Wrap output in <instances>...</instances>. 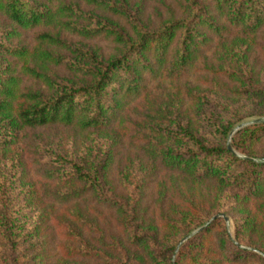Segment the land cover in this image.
Here are the masks:
<instances>
[{
	"label": "trees",
	"instance_id": "obj_1",
	"mask_svg": "<svg viewBox=\"0 0 264 264\" xmlns=\"http://www.w3.org/2000/svg\"><path fill=\"white\" fill-rule=\"evenodd\" d=\"M263 29L264 0H0V264H264L243 247L264 254V162L227 144L238 120L264 114L249 64ZM194 70L213 74L209 85L193 84ZM56 126L68 131L58 141L38 131ZM262 140L258 123L232 145L263 158ZM122 143L120 194L111 169ZM23 153L34 166L25 182ZM157 170L170 195L148 216ZM204 182L214 197H199ZM225 203L239 209L236 240L214 218L174 261Z\"/></svg>",
	"mask_w": 264,
	"mask_h": 264
},
{
	"label": "rangeland",
	"instance_id": "obj_2",
	"mask_svg": "<svg viewBox=\"0 0 264 264\" xmlns=\"http://www.w3.org/2000/svg\"><path fill=\"white\" fill-rule=\"evenodd\" d=\"M169 2H170V0H169ZM153 11H154L153 8L150 7V11L149 12H153ZM166 15H167V12L165 11L164 12V16H166ZM232 37H233V35H232ZM250 43H251V45H250V51H249V64H250V67L252 68V73H253V76L252 77H253V80L256 83H258L261 86H264V55L261 54V46H264V29L261 32H259V35L256 36L253 41H250ZM189 75H190V81L193 84H198V85H200L202 87L204 86V88H205L207 85H209V81L208 80H209V78H211V76L213 74L212 75H209L207 72H204L202 70H199V71L194 70V71L190 72ZM224 81L226 82V85L227 86H231L232 85V83L228 79H226ZM242 114H246V113H244V111H243ZM261 117H264V114L263 115L257 114V115H252V116H244L243 118H241L240 120H238L237 123L233 126V128L229 132V135H228V138H227V144H228V141L230 140V134H231L232 130L236 126H238L239 124H241L243 122H248V121H251V120H253L255 118H261ZM251 125H253V124H251ZM38 131L44 133L47 138H50L49 137V134H54V137L57 139V141L59 139V136H64L66 133H68V131L66 132V130L63 129L62 127H60V126H56L55 128H50L49 127L47 129L38 130ZM72 134L73 133H71V135ZM235 134L232 136L231 142H233V137L235 136ZM30 136L32 138H34V139L36 138V136H33L32 134H30ZM73 140L78 141L80 139H79L78 135H75V136H73ZM67 143L69 145L70 138H67ZM258 147L264 149V140H262L261 143L258 142ZM236 152H238L240 155H245V154H243V153H241V152H239L237 150H236ZM115 153L116 154H115V157H114V160H113V163H112V169H111V176H112L111 186H112V189L116 193H120L121 194L122 192H125V183H124L123 180H121V177H122L121 170H122L123 166L125 165V163L127 162V159L128 158H127L126 155L128 153H130V152H128L126 150V148L124 147V145L122 143V145H120V144L118 145ZM131 155H133V154L131 153ZM259 158H261V157H257V159H259ZM139 159L140 160H144L142 158H139ZM21 161H22V166L20 168V172H17V173H18V176L20 174L23 177L24 176H27V179H23V181L25 182V180H30V177L33 175L31 173V171H32L31 169L34 166L30 163V158H28V154L27 153H23ZM144 162H145V160H144ZM22 168H23V171H22ZM25 172H27V174H25ZM156 174L157 175H155V176L151 177L150 179H148V187L145 188L146 199H145V203L144 204L149 209L148 212H147V215L148 216H150V214L155 209L157 210L158 205L160 204L159 201H160L161 197H166V196L169 197V195H170L169 189H167L163 193L164 195L162 194L163 196H160L159 193L161 191V187H159V189L157 188V186L159 185V184H157V182H158L159 178L161 179V174H160V172L158 170H157ZM177 181H179V180H177ZM186 184L188 185V187L194 188V185H193L194 182H186ZM197 189H198V191L199 190L201 191V193H199L200 194L199 197H201V198H206V197H209V196H210V198H212V195L214 197L215 190H216V188L214 187V184L213 183H210V182H204L202 184L201 183H197ZM226 190H228V191H226ZM225 191L226 192H230V191L231 192H234L235 190L232 188V186H229L228 185L226 187ZM226 198L227 197H226V195L224 193V195H223V201H225ZM228 200H226V201H228ZM242 200L246 201V203L248 205L254 206V203H255L254 200H251L250 201L249 199H247V197H243V196H242ZM162 205L166 209V207H168L167 205H169V203L166 201V203L163 202ZM230 207H234V209H230ZM95 209L97 210V212L92 213V215H93L94 218H97V219L100 220V221L98 220L99 221L98 223H100L101 225H103V224H105V222H111V219H110V212H111V210H108L106 208H102V207H99V206H96ZM54 210L56 212H58L59 211V207L55 208ZM83 210L86 211L87 210V207H84ZM217 214H224V215H226L229 218V220L226 221L223 216H220V218H223L225 220V222L227 224V228H228V230H229L232 238L234 240H236V238H235V220L234 219H235V216L239 215V209L237 207H235V206H232V205H230L228 203L227 204L225 203L224 206H223V211L222 212H219ZM217 214H215V215H217ZM215 215H213L209 219V221H208L209 223H210V221L212 220V218ZM204 225L205 224H203V225H201V226L193 229L192 231H194V230H196V229H198V228H200V227H202ZM48 230H49V232H48V240H46L48 242H46L45 248L47 247L48 249H50V252L52 253V252H55L54 251L55 250V242H54V240H56V238H54V236L52 234L53 232H52L51 228L47 227L46 228V231H48ZM192 231H190V232H192ZM57 235H59V232H58ZM243 247L249 248V249H253V250L255 249V248L250 247V246H247V245H243ZM254 251H256V252L264 255L258 249H255ZM175 260H176V258H175ZM85 262H88V261H85Z\"/></svg>",
	"mask_w": 264,
	"mask_h": 264
},
{
	"label": "water",
	"instance_id": "obj_3",
	"mask_svg": "<svg viewBox=\"0 0 264 264\" xmlns=\"http://www.w3.org/2000/svg\"><path fill=\"white\" fill-rule=\"evenodd\" d=\"M258 123H264V117H261V118H255L251 121H248V122H243L241 124H239L238 126H236L231 134H230V140L228 141V148L233 152L235 153L236 155L240 156V157H243V158H246V159H251V160H254V161H258V162H264V157L263 158H253V157H250V156H246V155H240L238 152H236V150L233 148L232 146V142H231V138L232 136L237 132L239 131L240 129L248 126V125H251V124H258ZM220 216H223L225 218L226 221L229 220V218L224 215V214H217L215 215L212 219L214 218H217V217H220ZM209 224V222H207L204 226L188 233L186 236L183 237V239L179 242L178 246L176 247V251H175V256H174V260H175V257L177 255V253L179 252L180 248L184 245V243H186L191 237H193L196 233H198L200 230H202L204 227H206L207 225ZM255 250V249H254Z\"/></svg>",
	"mask_w": 264,
	"mask_h": 264
}]
</instances>
